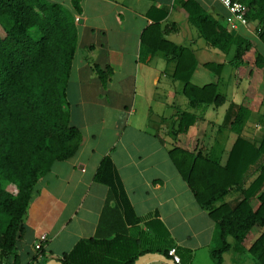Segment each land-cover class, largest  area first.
Segmentation results:
<instances>
[{"label":"crops","instance_id":"1","mask_svg":"<svg viewBox=\"0 0 264 264\" xmlns=\"http://www.w3.org/2000/svg\"><path fill=\"white\" fill-rule=\"evenodd\" d=\"M47 1L74 12L72 0ZM183 1H81L82 11L75 14L78 44L68 101L71 124L81 131L82 141L74 157L56 162L37 184L18 242L22 264H29L34 258L35 244L43 235L47 236L45 254L59 260L81 239L124 228L125 217L115 202L103 218L110 190L97 182L95 175L106 157L112 159L135 214L158 217L168 229L182 252L180 264H201L199 253L203 251L212 259L211 251L218 245L216 222L197 203L170 158L173 131L183 111L195 113L197 121L188 132L177 136L178 141L191 151L210 153L222 163L239 136L260 145L264 139V71H242L239 75V65L233 62L236 46L225 53L209 45L189 21L182 9ZM197 1L228 28L227 11L217 0ZM149 11L153 16H149ZM163 11L166 15L160 24L165 39L190 48L197 58L191 82L197 86L215 83L219 93L225 86L226 91H236L231 99L224 95L226 102L222 106L192 108L183 94V82L175 77V59L163 51L143 53L142 35ZM258 28L251 21L235 32L247 37L264 54ZM205 63L221 64L220 74L205 67ZM95 66L103 71L105 81L95 72ZM251 82L254 94L249 95ZM240 106L247 108L249 114L235 128L232 121ZM263 163L261 158L250 167L244 186L257 177ZM242 199L238 189L229 193L226 202L234 208ZM251 204L257 208L258 197ZM129 229L137 234L146 230L145 223ZM259 231L256 229L240 245L231 240L232 249L224 257L231 251L249 255L248 248ZM208 260L206 257L207 263ZM147 264L164 263L151 259Z\"/></svg>","mask_w":264,"mask_h":264},{"label":"trees","instance_id":"2","mask_svg":"<svg viewBox=\"0 0 264 264\" xmlns=\"http://www.w3.org/2000/svg\"><path fill=\"white\" fill-rule=\"evenodd\" d=\"M82 0H72L74 12L47 0H0V264H22L18 242L24 233L23 219L32 202L40 179L56 162L71 159L77 153L81 131L71 124L68 86L77 51L78 33L75 14H80ZM248 7L249 22L258 24V37L264 44V0H240ZM182 9L191 24L213 48L228 53L236 46L233 60L242 71H264V54L240 33L230 31L213 17L197 0H185ZM152 10V9H151ZM149 11V16H153ZM159 18L142 35L143 53L163 51L175 59V77L183 82V94L192 108L222 106L226 97L218 85L197 86L191 82L198 66L190 48L165 39ZM252 62V65L250 63ZM245 65V66H244ZM244 66V67H243ZM205 67L220 74L222 65L205 63ZM104 78L103 71L94 67ZM107 77V76H105ZM252 82L249 95L254 94ZM232 121L238 128L249 111L239 107ZM198 116L190 111L180 114L174 129L173 148L169 155L175 167L192 189L197 203L216 222L218 245L211 256L216 264H224V254L234 241L242 244L260 229L250 244L248 253L257 264H264V163L259 174L248 185L244 178L251 166L264 158V139L260 145L239 136L225 163L210 153L195 152L182 145L177 136L188 132ZM95 180L109 187L105 217L112 202L125 217L128 227L113 229L81 239L72 250L59 259L64 264H135L147 253L169 257L175 247L168 229L158 217H139L135 214L116 167L106 157ZM14 186V190L8 189ZM241 190L243 199L233 208L226 197L233 190ZM258 197L254 208L252 200ZM145 223L146 230L132 233L130 226ZM29 264H46L50 258L43 247L36 250Z\"/></svg>","mask_w":264,"mask_h":264},{"label":"built area","instance_id":"3","mask_svg":"<svg viewBox=\"0 0 264 264\" xmlns=\"http://www.w3.org/2000/svg\"><path fill=\"white\" fill-rule=\"evenodd\" d=\"M227 11L226 23L227 27L236 31L240 27L249 26V19L247 17L248 7L246 4L240 0H217ZM47 236H41L40 240L35 244V249L40 250L43 247L44 242L46 241ZM169 258L173 259L176 264L181 263V258L177 253L175 247L171 248L168 252Z\"/></svg>","mask_w":264,"mask_h":264},{"label":"rangeland","instance_id":"4","mask_svg":"<svg viewBox=\"0 0 264 264\" xmlns=\"http://www.w3.org/2000/svg\"><path fill=\"white\" fill-rule=\"evenodd\" d=\"M186 44V43H185ZM228 91H226V86L224 87V89H221L220 92L221 94L225 95L226 97H228L229 99H231L232 97V94L235 93L236 91H231V89H227ZM170 126H172V124L169 122L168 123ZM8 189L10 190H14V186H9ZM258 229V228H256ZM252 232L254 234L255 230ZM206 257L209 258L208 260V263L206 262ZM234 260L235 262H232V260ZM241 260H244L245 261V264H256L255 260L252 258V256L248 255V254H235L234 251H231L230 253L226 254L225 257H224V264H243V262ZM209 261H210V264H216V262L211 259V257L209 256V254L205 251L203 252H200L199 253V263L201 264H209Z\"/></svg>","mask_w":264,"mask_h":264},{"label":"water","instance_id":"5","mask_svg":"<svg viewBox=\"0 0 264 264\" xmlns=\"http://www.w3.org/2000/svg\"><path fill=\"white\" fill-rule=\"evenodd\" d=\"M151 259H156L164 264H176L173 261V259L160 253H147L145 255H142L137 259L135 264H147ZM46 264H64V263L58 259H50Z\"/></svg>","mask_w":264,"mask_h":264}]
</instances>
